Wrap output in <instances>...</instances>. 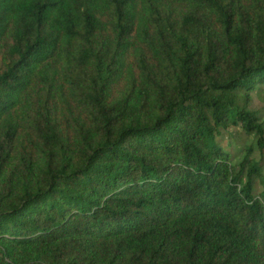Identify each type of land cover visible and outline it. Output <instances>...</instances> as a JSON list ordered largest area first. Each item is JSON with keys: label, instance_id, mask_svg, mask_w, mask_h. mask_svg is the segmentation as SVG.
Segmentation results:
<instances>
[{"label": "trees", "instance_id": "trees-1", "mask_svg": "<svg viewBox=\"0 0 264 264\" xmlns=\"http://www.w3.org/2000/svg\"><path fill=\"white\" fill-rule=\"evenodd\" d=\"M264 0H0V264H264Z\"/></svg>", "mask_w": 264, "mask_h": 264}, {"label": "rangeland", "instance_id": "rangeland-1", "mask_svg": "<svg viewBox=\"0 0 264 264\" xmlns=\"http://www.w3.org/2000/svg\"><path fill=\"white\" fill-rule=\"evenodd\" d=\"M253 96L252 108L260 112L261 121L264 125V98H258L256 93ZM219 141L232 154H239L244 145L254 147L253 157L264 165V154L261 155L257 149L255 136L245 137L240 128L231 127L226 131H222Z\"/></svg>", "mask_w": 264, "mask_h": 264}]
</instances>
